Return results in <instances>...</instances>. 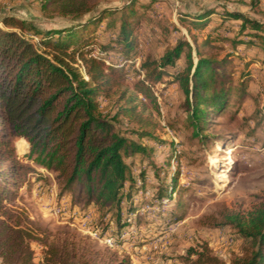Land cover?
Here are the masks:
<instances>
[{
    "label": "rangeland",
    "instance_id": "1",
    "mask_svg": "<svg viewBox=\"0 0 264 264\" xmlns=\"http://www.w3.org/2000/svg\"><path fill=\"white\" fill-rule=\"evenodd\" d=\"M126 1L101 0L100 5L121 7ZM130 5L135 9L133 53L126 56L116 42L119 14L112 23L106 15L93 38L94 55L124 73L110 99L100 100L105 113L136 106V114L120 116L117 127L148 147L149 163H143L145 156L140 154L126 159L137 175L146 169L147 185L135 192L134 210L118 215L97 202L87 203L77 184L66 189L55 171L26 157L29 142L17 135L13 142L19 162L34 171L11 204L46 227L50 240L70 238L105 264H191L193 252L204 245L230 264L252 246L239 228L264 208V0H130ZM208 8L218 13L201 22L183 15ZM224 8L260 22V29L239 34L243 20L222 18ZM6 16L43 29L72 22L44 15L41 0H0V27L5 29ZM25 32L27 38L38 40L28 29ZM248 33L259 36L248 42ZM236 39L246 42L235 45ZM179 42L185 43L184 52L176 65L167 67L158 82L145 80L144 62L160 63ZM200 58L227 62L229 97L222 110L209 109L207 122L196 129L178 73L189 60L194 70ZM140 131L148 135L141 137ZM166 174L165 185L177 176L175 189L153 199V189L157 191L161 182L156 176ZM33 249L36 264H43L42 244L34 242Z\"/></svg>",
    "mask_w": 264,
    "mask_h": 264
},
{
    "label": "trees",
    "instance_id": "2",
    "mask_svg": "<svg viewBox=\"0 0 264 264\" xmlns=\"http://www.w3.org/2000/svg\"><path fill=\"white\" fill-rule=\"evenodd\" d=\"M129 1L121 7H102L101 0H41L44 15L72 21L53 29H43L13 16L2 19L9 29L0 27V264H36L34 242L43 246V264H105L70 238L50 240L46 227L34 222L25 209L11 204L19 196L21 185L30 183L28 174L34 171L19 162L14 135L29 142L26 157L55 171L66 189L77 184L87 203L97 202L101 208L115 209L121 215L123 211L134 210L135 192L146 188V169L137 175L126 159L140 154L145 156L143 163H149L148 147L117 127L120 116L136 114V106L119 107L111 115L105 113L100 101L110 99L115 87L123 82L124 73L94 55L93 33L106 15H110V23L120 15L116 42L125 55L136 50L131 23L135 9L132 5L128 8ZM216 13V9L208 8L183 15L201 22ZM222 18L242 19L239 34L248 28L261 27L260 22L237 10L224 8ZM26 29L38 40L27 38ZM247 36L248 42H253L259 35ZM245 42L236 39L234 44ZM184 44L179 42L169 49L160 63L145 61L142 65L145 80L160 81L166 68L175 66L181 58ZM107 49L106 45L100 51ZM226 65L225 61L216 63L200 58L194 70L189 60L178 73L190 107V122L196 129L207 122L209 109L220 111L228 102ZM134 132L138 131H131ZM138 134L148 135L145 131ZM167 175L156 176L161 182L157 191L153 189V199L166 195L170 188L175 189L177 176L171 178L170 185H165ZM259 211L239 228L252 246L230 264H264V208ZM118 224L120 227L121 223ZM193 254L191 264H229L214 255L207 245Z\"/></svg>",
    "mask_w": 264,
    "mask_h": 264
},
{
    "label": "built area",
    "instance_id": "3",
    "mask_svg": "<svg viewBox=\"0 0 264 264\" xmlns=\"http://www.w3.org/2000/svg\"><path fill=\"white\" fill-rule=\"evenodd\" d=\"M163 200H165V198H163ZM113 240V238L112 237H110L109 239H108V241H112Z\"/></svg>",
    "mask_w": 264,
    "mask_h": 264
}]
</instances>
